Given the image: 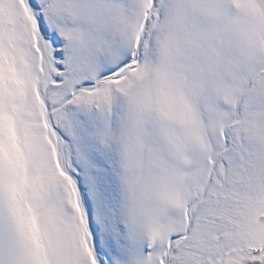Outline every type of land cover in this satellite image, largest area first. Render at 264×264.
<instances>
[{
  "label": "snow or ice",
  "instance_id": "snow-or-ice-1",
  "mask_svg": "<svg viewBox=\"0 0 264 264\" xmlns=\"http://www.w3.org/2000/svg\"><path fill=\"white\" fill-rule=\"evenodd\" d=\"M0 264H264V0H0Z\"/></svg>",
  "mask_w": 264,
  "mask_h": 264
}]
</instances>
